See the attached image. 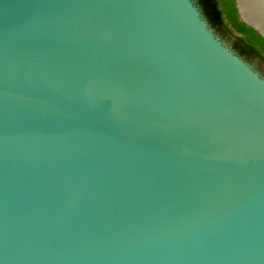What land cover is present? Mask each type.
I'll list each match as a JSON object with an SVG mask.
<instances>
[{"label": "water", "instance_id": "1", "mask_svg": "<svg viewBox=\"0 0 264 264\" xmlns=\"http://www.w3.org/2000/svg\"><path fill=\"white\" fill-rule=\"evenodd\" d=\"M0 264H264V77L194 0H0Z\"/></svg>", "mask_w": 264, "mask_h": 264}, {"label": "trees", "instance_id": "2", "mask_svg": "<svg viewBox=\"0 0 264 264\" xmlns=\"http://www.w3.org/2000/svg\"><path fill=\"white\" fill-rule=\"evenodd\" d=\"M213 30L264 77V37L242 22L234 0H194Z\"/></svg>", "mask_w": 264, "mask_h": 264}]
</instances>
